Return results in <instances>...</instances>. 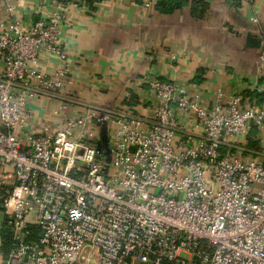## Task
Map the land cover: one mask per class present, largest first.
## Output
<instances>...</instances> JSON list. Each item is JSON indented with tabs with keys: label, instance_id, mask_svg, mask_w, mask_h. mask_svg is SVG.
<instances>
[{
	"label": "built area",
	"instance_id": "built-area-1",
	"mask_svg": "<svg viewBox=\"0 0 264 264\" xmlns=\"http://www.w3.org/2000/svg\"><path fill=\"white\" fill-rule=\"evenodd\" d=\"M2 1L0 264H264V30L245 87L204 101L144 74L136 107L110 110L60 93L62 26L85 0H36L28 23L27 0ZM44 96L58 122L32 128Z\"/></svg>",
	"mask_w": 264,
	"mask_h": 264
},
{
	"label": "crops",
	"instance_id": "crops-1",
	"mask_svg": "<svg viewBox=\"0 0 264 264\" xmlns=\"http://www.w3.org/2000/svg\"><path fill=\"white\" fill-rule=\"evenodd\" d=\"M161 1L70 5L62 41L72 83L60 93L84 105L116 110L136 107L144 74L196 90L204 101L216 89L230 93L255 79L260 47H246L245 40L247 35L259 39L258 29L264 30V0L250 7L236 0H186L169 13L157 8ZM35 2L18 6L17 16L25 23L38 17ZM4 9L0 0V20ZM252 16L257 24L250 22ZM50 66L44 65L47 70ZM59 101L45 96L31 100V127L55 126L58 118L52 111ZM68 110L72 114L79 108L70 105Z\"/></svg>",
	"mask_w": 264,
	"mask_h": 264
},
{
	"label": "trees",
	"instance_id": "trees-1",
	"mask_svg": "<svg viewBox=\"0 0 264 264\" xmlns=\"http://www.w3.org/2000/svg\"><path fill=\"white\" fill-rule=\"evenodd\" d=\"M61 2H69L70 0H59ZM101 0H85L86 4H88L89 7H92L93 3L99 2ZM186 3V0H162L157 4V8L165 13H169L173 11L174 9H177L181 6H183ZM196 5V3H194Z\"/></svg>",
	"mask_w": 264,
	"mask_h": 264
},
{
	"label": "water",
	"instance_id": "water-1",
	"mask_svg": "<svg viewBox=\"0 0 264 264\" xmlns=\"http://www.w3.org/2000/svg\"><path fill=\"white\" fill-rule=\"evenodd\" d=\"M245 45L246 47H250V48H258L260 47V40L251 35H247L246 40H245ZM99 146L100 148L106 147V138H105L103 131L101 132V135H100Z\"/></svg>",
	"mask_w": 264,
	"mask_h": 264
}]
</instances>
